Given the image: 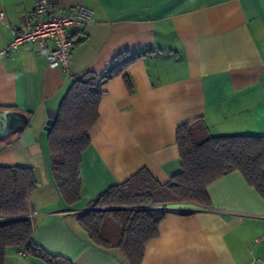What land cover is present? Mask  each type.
<instances>
[{
	"label": "crops",
	"instance_id": "0c3cea01",
	"mask_svg": "<svg viewBox=\"0 0 264 264\" xmlns=\"http://www.w3.org/2000/svg\"><path fill=\"white\" fill-rule=\"evenodd\" d=\"M93 20L70 28L69 68L48 65L33 42L0 57V165L36 170L27 199L32 243L71 264H125L95 245L78 217L109 187L144 170L160 184L181 170L177 128L202 120L208 133L264 135V0H59ZM33 0H0V49L27 26ZM125 51L143 55L100 83L98 117L79 163V199L55 186L44 128L70 83L99 76ZM208 206L170 204L139 264H264V198L232 171L207 186ZM5 264H46L8 249Z\"/></svg>",
	"mask_w": 264,
	"mask_h": 264
},
{
	"label": "trees",
	"instance_id": "16d2710c",
	"mask_svg": "<svg viewBox=\"0 0 264 264\" xmlns=\"http://www.w3.org/2000/svg\"><path fill=\"white\" fill-rule=\"evenodd\" d=\"M142 55L135 51L117 55L99 76L86 74L73 80L60 100L47 131V144L50 172L66 204L79 199L78 167L81 152L89 144L88 131L98 117L100 83L121 75ZM122 78L132 91L129 76L124 73ZM176 142L181 170L169 182L160 184L140 170L99 194L78 217L91 241L102 248H117L125 264L141 262L144 245L157 236L170 204L208 206L207 186L232 171H238L264 198V135L214 136L198 119L177 128ZM37 183L34 168L0 165V264H5L11 248L46 264H71L63 257L50 256L31 241L33 224L26 216L27 199ZM109 207L115 208L102 209Z\"/></svg>",
	"mask_w": 264,
	"mask_h": 264
},
{
	"label": "built area",
	"instance_id": "2783aa9c",
	"mask_svg": "<svg viewBox=\"0 0 264 264\" xmlns=\"http://www.w3.org/2000/svg\"><path fill=\"white\" fill-rule=\"evenodd\" d=\"M93 11L74 4L63 8L59 0H33L30 20L24 28H15L11 40L0 49V57L8 58L26 42L36 43L51 67L68 70L74 46L69 29L90 23ZM21 255L27 256L24 251Z\"/></svg>",
	"mask_w": 264,
	"mask_h": 264
},
{
	"label": "water",
	"instance_id": "95a60500",
	"mask_svg": "<svg viewBox=\"0 0 264 264\" xmlns=\"http://www.w3.org/2000/svg\"><path fill=\"white\" fill-rule=\"evenodd\" d=\"M45 112H46V116H47V120L45 122V130L48 131L49 128L51 127L55 117H56V110L55 109H52V108H49L47 107L45 109ZM112 208H115V207H109V208H102V209H112Z\"/></svg>",
	"mask_w": 264,
	"mask_h": 264
},
{
	"label": "rangeland",
	"instance_id": "374dc122",
	"mask_svg": "<svg viewBox=\"0 0 264 264\" xmlns=\"http://www.w3.org/2000/svg\"><path fill=\"white\" fill-rule=\"evenodd\" d=\"M46 134H47V132H46Z\"/></svg>",
	"mask_w": 264,
	"mask_h": 264
}]
</instances>
